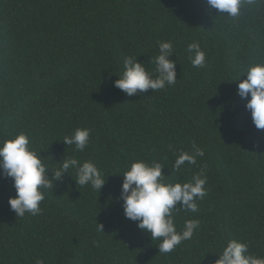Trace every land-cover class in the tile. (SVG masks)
<instances>
[{
	"label": "trees",
	"instance_id": "16d2710c",
	"mask_svg": "<svg viewBox=\"0 0 264 264\" xmlns=\"http://www.w3.org/2000/svg\"><path fill=\"white\" fill-rule=\"evenodd\" d=\"M169 40L175 85L133 96L114 87L124 57L154 73L158 42ZM193 41L207 54L204 68L187 58ZM262 58L264 0L237 18L217 17L206 0H0V141L23 132L50 170L74 156L107 178L99 194L65 175L43 190L40 215L21 218L8 204L12 179L0 176V264H213L229 239L264 257V130L237 94L241 73ZM76 128L92 130L83 152L62 141ZM193 142L205 155L170 179L205 167L199 212L176 216L178 231L191 218L200 228L160 254L115 199L121 174L143 159L171 175L169 146L191 152Z\"/></svg>",
	"mask_w": 264,
	"mask_h": 264
},
{
	"label": "clouds",
	"instance_id": "9594fccd",
	"mask_svg": "<svg viewBox=\"0 0 264 264\" xmlns=\"http://www.w3.org/2000/svg\"><path fill=\"white\" fill-rule=\"evenodd\" d=\"M254 3L255 0H206L209 11L217 10V17L231 18L239 17L243 7ZM158 48V54L149 62L155 66L154 73L139 62L137 56H126L122 74L113 82L114 87L133 96L149 89L154 92L175 85L177 62L170 59L174 56L173 43L170 40L159 41ZM185 51L193 67H206L207 54L199 41L189 43ZM242 74L246 78L239 82L237 94L246 99L245 108L250 111L254 126L264 130V58L250 64ZM91 132L89 128H76L62 141L67 146H74V151L83 152L89 145ZM191 147V152H177L169 146L175 156L171 175L163 173L162 169L166 167L160 162L153 160L149 163L143 159L132 162L121 174L120 194L115 199L122 201L126 219L135 222L152 241H158L160 254L173 252L184 241L191 240L200 228V220L191 218L184 220L178 231L176 216L181 211L199 212L198 201L208 194L205 167L198 166L199 170L189 180L170 179L174 173L182 174L186 163L197 166L198 158L205 155L204 149L195 142ZM40 153L30 147V138L23 132L0 141V176L13 181L16 195L9 198L8 204L16 217L40 215L43 211L40 204L45 199L43 190L53 189L54 182L62 180L65 175L71 176L79 187L90 186L99 194L106 184L107 178L91 161L81 162L74 156L63 157L55 162L58 167L50 170ZM73 171L74 176L71 174ZM97 226L102 232L103 225ZM215 256L213 264H264V257L251 253L249 244L238 239L227 240ZM36 264H45V261L38 258Z\"/></svg>",
	"mask_w": 264,
	"mask_h": 264
}]
</instances>
